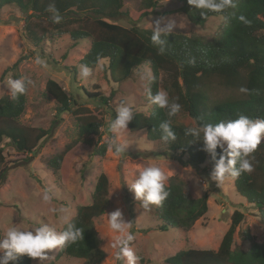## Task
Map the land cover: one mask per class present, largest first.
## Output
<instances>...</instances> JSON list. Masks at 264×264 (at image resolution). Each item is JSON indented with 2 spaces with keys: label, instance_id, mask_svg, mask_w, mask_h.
I'll list each match as a JSON object with an SVG mask.
<instances>
[{
  "label": "trees",
  "instance_id": "obj_1",
  "mask_svg": "<svg viewBox=\"0 0 264 264\" xmlns=\"http://www.w3.org/2000/svg\"><path fill=\"white\" fill-rule=\"evenodd\" d=\"M174 1L178 8L167 14L183 13L195 24H203L213 16L219 17L220 22L211 34L162 33L160 38L165 42L163 54L151 43L152 30L135 25L142 18L157 13L160 0H139L136 9L129 12L122 10L124 0H0V7L9 5L19 10L24 22L23 30L33 44H39L44 36L52 37L54 31L57 34L66 33L74 41L89 38L90 46L79 63L91 68L99 60L107 59V72L114 83L126 80L134 68L147 62L157 77L150 85L152 93L158 90L159 73L163 72V90L169 93L170 99L178 100L181 110L196 125L235 119L238 114L253 119L264 118V0H238L235 8L222 12L196 9L187 0ZM49 5H53L62 17L59 23L52 22L55 13L48 10ZM241 14L250 21L249 24L238 19ZM122 17L128 20L130 27L114 23ZM76 21H80L79 25L69 28ZM96 29L100 31L99 35L93 34ZM190 59H195V64H190ZM19 61L20 58L2 75L9 69H15ZM13 78L20 77L13 74ZM241 87L247 91H240ZM45 90L56 103L53 123L63 113H71L76 119L75 139L60 152L48 157L45 166L57 173L65 155L76 143L92 146V155H103L107 144L94 143V137L100 136L102 122L76 106V102L56 81L47 80ZM82 90L89 97H98L103 102L108 100L99 92ZM25 101L26 92L16 99L11 98V92L0 98V186L6 180L9 169L21 162L27 163L52 133L53 125L43 129L24 126L17 121L25 109ZM165 119L170 120L166 109L152 104L148 114L134 111L127 130L130 133L144 130L148 141L165 142L161 140L159 130V124ZM172 125L176 140L165 142L168 154L178 153L179 158L185 157V162L192 166L206 162L213 168L215 160L203 150V142L186 136V127ZM10 145L16 152L28 155L26 160H7L4 151ZM220 151L218 147L217 159ZM250 159L253 171L242 173L232 183L236 193L254 206L264 225V140ZM185 186L186 183L178 176H171L166 182L170 193L168 198L161 205H151L160 222L157 229L187 231L206 214L208 193L195 196L186 191ZM107 188V177L100 173L91 202L79 206L71 218L84 229L83 238L59 249L57 257L82 259L86 264L102 261L104 253L99 247L94 219L102 215L110 203ZM243 220L244 214L234 210L228 229L216 249H182L165 258L163 264H264V242L256 241L247 230H241ZM235 236L247 242L248 247L243 249L235 244ZM9 264H32V260L20 255Z\"/></svg>",
  "mask_w": 264,
  "mask_h": 264
},
{
  "label": "rangeland",
  "instance_id": "obj_2",
  "mask_svg": "<svg viewBox=\"0 0 264 264\" xmlns=\"http://www.w3.org/2000/svg\"><path fill=\"white\" fill-rule=\"evenodd\" d=\"M138 1L124 0L122 10H135ZM176 8L178 4L174 0H160L157 13L142 18L135 25L153 30V22L157 18L164 17L161 27L171 18L177 21L172 32L188 35L211 34L220 22L219 17L213 16L203 24H195L183 13L167 14ZM79 23L73 22L69 28H76ZM114 23L131 26L124 17ZM23 24L22 15L16 7H0V98L10 93L6 82L13 78V74L29 79L32 83L27 85L25 109L17 121L29 127L48 129L53 125V128L51 135L41 143L27 163L21 162L9 169L6 180L0 186V238L12 226L32 229L48 224L57 231L64 230L66 224L62 223L61 216L67 215L71 219L79 206L91 202L97 177L103 173L108 180L107 196L110 203L104 213L94 219L99 247L104 253L99 264H116V250L111 247L114 233L108 224L107 213L117 208L121 209L126 222H132L131 231L135 239L131 246L141 257L138 264H163L165 258L182 249H216L228 229L234 210L244 214L241 230H247L256 241L264 242V225L254 206L236 193L232 178L216 183L210 176L213 168L206 162L199 166L187 164L185 157L179 158L178 153L168 154L165 142L148 141L144 130L130 133L125 129L119 134L108 130L107 122L115 116L116 108L122 100L128 101L134 111L144 114L150 112L145 82L137 75L139 70L149 65L147 62L134 68L126 80L114 83L107 72V59H101L95 67L90 68L91 76L82 80L79 76V60L90 46L89 38L74 41L68 34H57L54 31L52 37L44 36L39 44H33L26 36ZM93 34L99 35L100 31L96 29ZM37 56L44 61L43 65L35 63ZM19 58L15 69H9L2 75ZM163 78L164 73L160 72L158 89L163 90ZM49 79L56 81L76 102V106L102 122L100 136L94 137L95 144L100 145L111 137L125 146L121 157L114 156L108 146L103 155H92V146L76 143L65 155L57 173L45 166L48 157L60 152L76 137V119L73 114L63 113L53 123L56 103L45 90ZM82 88L90 93L99 92L108 100L103 102L98 97H89ZM169 118L172 123L186 128L196 125L182 110ZM4 153L7 160L22 158L25 161L28 157L16 152L11 145L5 148ZM152 164L159 166L168 179L178 176L186 183L185 190L192 195L208 193L206 214L189 230L157 229L160 222L156 219L154 209L150 207V210H145L141 201L135 200L128 185L134 181L139 169ZM45 190L52 196L50 202L42 199ZM53 208L57 209L55 213L50 211ZM60 209L64 211L60 212ZM235 244L243 249L248 247V243L239 236H235ZM58 250H50L44 260L31 258L32 264H86L82 259L57 257ZM119 264H126V259Z\"/></svg>",
  "mask_w": 264,
  "mask_h": 264
},
{
  "label": "clouds",
  "instance_id": "obj_3",
  "mask_svg": "<svg viewBox=\"0 0 264 264\" xmlns=\"http://www.w3.org/2000/svg\"><path fill=\"white\" fill-rule=\"evenodd\" d=\"M189 5L196 9L222 12L229 8H235L238 0H187ZM48 10L55 14L52 17L53 23H59L62 19L58 10L53 5H49ZM203 15V12L201 13ZM164 17L157 18L153 22V30L150 37L153 46L157 47L160 54L165 52L164 41L161 40V34L168 35L173 28L177 26L175 19L169 18L167 23L161 27V21ZM238 19L245 24H249L244 15ZM195 64V59L188 61ZM35 63L43 65L44 61L37 56ZM137 75L145 82L146 99L149 105H156L160 109H167L169 117L180 112L182 105L176 98L170 99L166 90L158 89L155 94L152 93L150 85L157 79L153 75L150 65L145 66L138 71ZM79 76L86 80L91 76V70L87 65H81ZM7 87L10 89L11 98L16 99L18 95L26 92L27 85L32 82L25 78H9ZM240 91H247L241 87ZM134 110L128 101H120L116 108L115 116L110 117L107 126L111 133L119 134L128 129V124L132 121ZM155 130V129H153ZM161 140L165 142L175 141L176 134L173 131V125L170 120L165 119L159 124ZM185 135L191 136L196 140L203 142V150L210 153L215 160L214 167L210 173L211 179L216 183H223L226 178L236 179L242 173H251L253 164L250 157L256 151L262 140H264V118H251L245 114H238L235 119L220 120L215 124H203L190 126L185 129ZM108 150L116 157H121L125 152V146L116 142L114 138H106ZM220 148L219 158L217 159L216 149ZM168 176L157 165L152 164L138 170L134 181L128 185L134 193L135 200H139L145 210H150L151 205H161L170 195L166 181ZM42 199L50 202L52 196L48 190L44 191ZM53 213L57 209H50ZM63 212V209L59 210ZM108 224L114 233L111 247L115 249V262L126 259V264H138L141 259L131 246L135 235L131 231L133 225L131 221H125L121 209L117 208L107 213ZM61 220L67 227L65 230L57 231L54 226L44 224L32 229L18 228L12 226L7 229L2 238H0V264H9V261L15 262L20 255H26L29 258L47 259L48 252L53 249H63L76 243L83 238L84 229L67 215H62Z\"/></svg>",
  "mask_w": 264,
  "mask_h": 264
}]
</instances>
